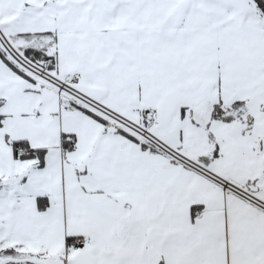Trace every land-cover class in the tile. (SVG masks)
<instances>
[{"label":"snow or ice","instance_id":"snow-or-ice-1","mask_svg":"<svg viewBox=\"0 0 264 264\" xmlns=\"http://www.w3.org/2000/svg\"><path fill=\"white\" fill-rule=\"evenodd\" d=\"M0 264H264V0H0Z\"/></svg>","mask_w":264,"mask_h":264}]
</instances>
